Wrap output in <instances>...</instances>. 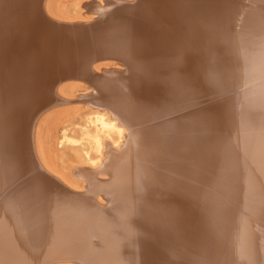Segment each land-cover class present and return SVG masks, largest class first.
Here are the masks:
<instances>
[{
    "label": "bare ground",
    "instance_id": "bare-ground-1",
    "mask_svg": "<svg viewBox=\"0 0 264 264\" xmlns=\"http://www.w3.org/2000/svg\"><path fill=\"white\" fill-rule=\"evenodd\" d=\"M122 1L87 35L72 21L81 0H0V134L25 158L19 169L11 153L1 178L32 169L1 201L0 264L72 250L98 264H264V0ZM79 77L91 98L77 99ZM78 118L97 159L63 146ZM105 158L106 191L90 195L84 168L103 173Z\"/></svg>",
    "mask_w": 264,
    "mask_h": 264
},
{
    "label": "water",
    "instance_id": "water-1",
    "mask_svg": "<svg viewBox=\"0 0 264 264\" xmlns=\"http://www.w3.org/2000/svg\"><path fill=\"white\" fill-rule=\"evenodd\" d=\"M112 2L119 4V2H123V1L122 0H114ZM112 2L111 1L107 2V0H103L102 5L106 11H109L110 9H112V7L115 6V5H112L113 4ZM110 3H112V4H110ZM87 4H89V6H92V7L89 8ZM98 6H99V2L96 0H90L86 3H84L81 7V9L85 10L82 13L83 17L72 19V21H76V22H74L77 25L75 27L79 28V30H81L83 33H85L87 35H88V33L91 34V32H94V31L98 32V30H100V27L103 24V21L100 19H102L101 18L102 16H104V17L106 16V11L103 10L101 12V8L97 9ZM17 11H18V9H17ZM37 18H39L38 15H35V17H31L30 18V20H31L30 24L32 23V25H33L34 20H36ZM3 25H4V23H2L0 20V27ZM19 27L21 28V25H16L13 28H15L17 30V29H19ZM39 31H41V30L38 28L37 30H35L34 32L31 33L30 37H32L34 34H36ZM81 43L82 42H79V44H81ZM106 62H109L111 65L110 66H103L102 65L103 67L101 66V68L107 67L106 68L107 70H113V69H116L118 67H123L122 65L115 63L113 61H104V63H106ZM99 64H103V62H101V63L98 62V65ZM100 70L102 71V69H100ZM116 70H118V69H116ZM85 71H87V70H80V71L78 70L77 74L80 76L82 73H85ZM73 80L80 83V85H78V86H81L79 88V92H81V93L79 95H77V99L86 100V99H88V97H90V98L92 97V95H93L92 88L89 86L90 82H89V80H87V78L85 79L84 77H79V78H75ZM81 80H84V82ZM112 80H115V79H112ZM79 81H81L82 83ZM11 131H13V130H11ZM32 132H33V130H32ZM7 133H9V135H7ZM0 135L2 136L0 138V166L5 163V160L8 161V157H9V155H11V153H16V155L20 156L19 164L22 162L21 165H19L20 166L19 169H20L22 167V164L24 163L25 158L22 159L23 158L22 151H18L19 147H16V146L13 147L14 142H16L15 134L10 132V131H6L5 134H0ZM18 135H20V134H18ZM18 135L16 136L17 138H18ZM33 145H34V143H33ZM28 150H30V146H29ZM109 156H110V154H109ZM106 160L108 161V158L107 159L105 158V160L102 163L103 173H100V171H98V170L95 171L94 169L88 170L89 168H84V170L87 171L86 173L88 174L87 177L85 176L84 182H85V184L87 183V188L89 190L90 195L94 194L95 192L97 193L102 188L104 190L103 192L106 191V185L108 184L107 176H110V171H111L110 167H108V163ZM31 161H32V159H31ZM9 162H10L9 165L11 166V163L13 164V162H14L13 157H11ZM110 165H111V162H110ZM50 178L52 179V181H54V179L52 177H50ZM103 185H104V187H103ZM90 187H91V189H90ZM10 189L11 188L8 187V185L5 187L2 186V180L0 178V195L4 194L5 192L9 191ZM90 190H92V191H90ZM101 193L102 192H100V194ZM103 213L109 214V213H111V210L109 211L107 209L106 211H103ZM45 242H46V240H45ZM56 246H59V245H56ZM87 249L85 248V250H87ZM45 251H46V247H45ZM65 253H67L66 250H65ZM53 257H56V259H51V260H54L51 264H81L79 262L81 258H85V259L87 258L88 259L83 264H98V262H99V261H97L99 259V256H91L92 258H88L86 256L81 255L80 251H78V250L77 251L72 250L71 252H69L67 254V256H63V254H53Z\"/></svg>",
    "mask_w": 264,
    "mask_h": 264
},
{
    "label": "rangeland",
    "instance_id": "rangeland-1",
    "mask_svg": "<svg viewBox=\"0 0 264 264\" xmlns=\"http://www.w3.org/2000/svg\"><path fill=\"white\" fill-rule=\"evenodd\" d=\"M88 1H90V0H81V6H82V4H84V3H86V2H88ZM97 1V0H96ZM249 1H251V0H249ZM238 3V2H237ZM214 5H217V3H214ZM241 5H239V7H240ZM254 7H253V10L255 11V10H258V9H261V10H264V1L263 2H259V4L258 3H255L254 5H253ZM88 7H90L89 6V4H88ZM83 12L85 11V10H83V9H81ZM81 11V12H82ZM82 12V13H83ZM213 16V15H212ZM214 19H216V18H212L211 17V24H212V22H213V20ZM1 20V19H0ZM211 24H210V26H211ZM213 26V28H214V24L212 25ZM24 35V29H21L20 30V33H19V36H23ZM222 42L224 43V44H227V42L226 41H224V40H222ZM40 44H41V42H39L38 41V39H34V42H33V47L32 48H28V49H30V51H33V50H35V48H38L39 46H40ZM30 45H31V43H30ZM35 47V48H34ZM31 55V54H30ZM30 55H28L27 57H30ZM9 56H10V54H9ZM119 68V67H118ZM121 70H123V67L122 68H120ZM12 70H9V68H4V66H2L1 67V65H0V80H3V79H6V75L5 74H7L8 75V73L9 72H11ZM0 86H2V85H0ZM4 87H9V88H12V87H14L13 86V84L12 83H8V85H6V86H4ZM93 90V89H92ZM81 92H77L75 95H79ZM215 99V97H211V96H206V101H208V100H214ZM192 108H193V110H195V107H197V105L195 104V105H192L191 106ZM190 107V108H191ZM0 123H2V122H4L5 120H4V118H5V115L7 114V112H8V107L6 106V104L3 102V103H1V105H0ZM189 113H190V111H189ZM201 120H203V119H201ZM205 120H207L206 118H205ZM204 123H206L205 121H204ZM204 125V124H203ZM203 125H201V126H203ZM206 125V124H205ZM85 126V124H84V120H82V119H76L75 120V125L74 126H71L70 128H69V132H68V136L71 138V140H73V141H76V144H71V143H65L63 146H66V147H71L72 148V150H71V153L74 155V156H83V155H85V153H88L89 155H90V157L92 158V159H97L98 157H99V154H98V152L96 151V149H95V146H94V144H93V142L92 141H90L89 139H87V137L83 134V127ZM207 126V125H206ZM1 138V137H0ZM114 139H116V137L114 136ZM31 168H25L24 170H22V172L21 173H18L17 175H16V177L15 178H17V179H14V178H12L11 177V180H10V183L8 184L7 182H5L6 180L5 179H2L1 178V176H2V173H1V170H0V178H1V180H2V186L3 187H5V186H7L8 185V187H14L17 183H18V181L19 180H21L22 178H24L25 176H27V175H29L30 174V172H31ZM4 171V170H3ZM21 174V175H20ZM19 175V176H18ZM211 188H212V186L210 185V184H207V185H205L204 186V189H203V191L204 192H206V193H208V192H210V190H211ZM11 191V190H10ZM10 191H7V192H5L4 194H1L0 195V204H1V201L2 200H4V198L6 197V196H8V193L10 192ZM196 209H197V212L198 211H200L201 209H203V207H200V206H196L195 207ZM195 208H193L192 210H194ZM212 209V208H211ZM218 215V214H217ZM216 215V212L214 211L213 213H211V214H209V215H205L207 218H213V219H215V218H217L218 216ZM124 250V252H123V255L126 253V251H125V249H123Z\"/></svg>",
    "mask_w": 264,
    "mask_h": 264
}]
</instances>
